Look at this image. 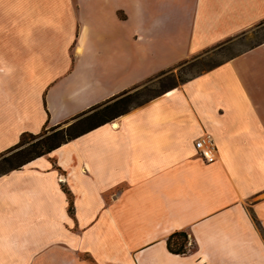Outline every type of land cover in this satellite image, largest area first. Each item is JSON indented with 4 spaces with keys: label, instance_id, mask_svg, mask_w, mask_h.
<instances>
[{
    "label": "crops",
    "instance_id": "crops-1",
    "mask_svg": "<svg viewBox=\"0 0 264 264\" xmlns=\"http://www.w3.org/2000/svg\"><path fill=\"white\" fill-rule=\"evenodd\" d=\"M263 25L264 0H0V154ZM0 264H264V39L1 176Z\"/></svg>",
    "mask_w": 264,
    "mask_h": 264
},
{
    "label": "trees",
    "instance_id": "trees-1",
    "mask_svg": "<svg viewBox=\"0 0 264 264\" xmlns=\"http://www.w3.org/2000/svg\"><path fill=\"white\" fill-rule=\"evenodd\" d=\"M164 73L162 72L159 75H163ZM141 85L143 84L90 108L73 118L72 121L54 127H49L47 123L44 129L38 134L24 133L17 145L0 154V177L22 168L33 160L53 152L62 145L101 125L112 122L116 118L130 112L133 108L142 106L166 92V90H163L148 100L137 102L138 91L135 93L133 91L134 89H139ZM63 125L68 126L60 129ZM69 201L70 211L72 212L73 202L70 197ZM167 247L173 254H187L191 250L189 234L186 231H179L172 234L167 239Z\"/></svg>",
    "mask_w": 264,
    "mask_h": 264
},
{
    "label": "rangeland",
    "instance_id": "rangeland-1",
    "mask_svg": "<svg viewBox=\"0 0 264 264\" xmlns=\"http://www.w3.org/2000/svg\"><path fill=\"white\" fill-rule=\"evenodd\" d=\"M42 33L46 34V31L43 30ZM263 39L264 25L249 30L245 36L233 42L224 43L199 55L192 56L166 71L163 75L153 77L151 81L144 82L139 89H134L133 93L138 91L139 94L136 101L143 102L163 90H167L173 86H179L186 80L203 74L210 68L225 62L230 57L240 54ZM67 126L63 125L60 129L66 128Z\"/></svg>",
    "mask_w": 264,
    "mask_h": 264
},
{
    "label": "built area",
    "instance_id": "built-area-1",
    "mask_svg": "<svg viewBox=\"0 0 264 264\" xmlns=\"http://www.w3.org/2000/svg\"><path fill=\"white\" fill-rule=\"evenodd\" d=\"M195 147L199 154L209 163L216 160V146L210 135L198 139L195 143Z\"/></svg>",
    "mask_w": 264,
    "mask_h": 264
}]
</instances>
